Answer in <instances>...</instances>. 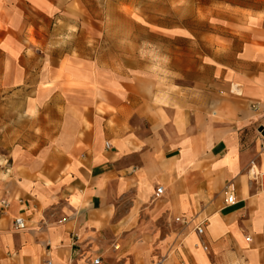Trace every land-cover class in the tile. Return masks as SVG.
<instances>
[{
	"label": "crops",
	"instance_id": "crops-1",
	"mask_svg": "<svg viewBox=\"0 0 264 264\" xmlns=\"http://www.w3.org/2000/svg\"><path fill=\"white\" fill-rule=\"evenodd\" d=\"M69 3L3 0L33 25L10 33L31 91L0 136V264H264V0L156 62L52 28Z\"/></svg>",
	"mask_w": 264,
	"mask_h": 264
},
{
	"label": "rangeland",
	"instance_id": "rangeland-1",
	"mask_svg": "<svg viewBox=\"0 0 264 264\" xmlns=\"http://www.w3.org/2000/svg\"><path fill=\"white\" fill-rule=\"evenodd\" d=\"M64 1L72 3L56 11L65 17L53 21L52 28L74 29L75 33L80 28L91 46L127 44L132 49L128 48V54L153 62L172 53L173 45H177L178 58L189 52L190 44H197L200 56L209 34L220 39L227 29L236 28L238 21L230 19L229 13L236 17L239 8L253 7V0ZM0 2V136L7 141L14 132L15 109L23 102L28 105L31 91L30 69L13 65L21 54L20 46L28 44L30 37L10 33L30 30L33 21L27 20L23 12L13 19L10 11L3 9V0Z\"/></svg>",
	"mask_w": 264,
	"mask_h": 264
},
{
	"label": "built area",
	"instance_id": "built-area-1",
	"mask_svg": "<svg viewBox=\"0 0 264 264\" xmlns=\"http://www.w3.org/2000/svg\"><path fill=\"white\" fill-rule=\"evenodd\" d=\"M263 132H264V129H263ZM263 137H264V135H263ZM106 147L109 148V143L106 144ZM161 192H162V188H158L157 194H161ZM227 201L230 204L235 203L234 193L230 192ZM25 227H26V225H25V221L23 218L19 217L15 220V229L22 230V229H25ZM196 230L199 234L203 233V229L201 227H198ZM248 240L250 241L251 239L248 238ZM116 248H118V247H116ZM45 264H52V262L47 261ZM68 264H74V260L73 259L69 260ZM85 264H112V263L107 261L104 257H102L100 255H96V256H91L90 258H88Z\"/></svg>",
	"mask_w": 264,
	"mask_h": 264
}]
</instances>
